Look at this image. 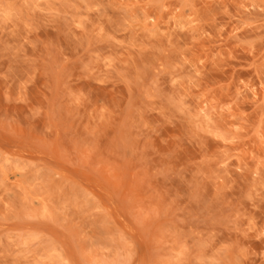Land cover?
Segmentation results:
<instances>
[{
	"label": "clouds",
	"instance_id": "1",
	"mask_svg": "<svg viewBox=\"0 0 264 264\" xmlns=\"http://www.w3.org/2000/svg\"><path fill=\"white\" fill-rule=\"evenodd\" d=\"M0 264H264V0H0Z\"/></svg>",
	"mask_w": 264,
	"mask_h": 264
}]
</instances>
